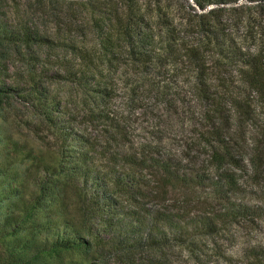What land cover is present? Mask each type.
Segmentation results:
<instances>
[{
	"label": "trees",
	"instance_id": "trees-1",
	"mask_svg": "<svg viewBox=\"0 0 264 264\" xmlns=\"http://www.w3.org/2000/svg\"><path fill=\"white\" fill-rule=\"evenodd\" d=\"M247 2L253 6L242 0L88 2L95 48L65 44L75 60L64 56L58 62L69 80L96 93L87 104L88 121L107 127L114 119L104 104L107 88L100 80L91 83V77L103 78L104 68L115 73L130 62L142 74L172 73L182 88L179 95L185 87L199 105L192 109L198 136L185 154L202 144L207 157L199 162L188 155L130 150L124 147L126 132L117 126L98 137L51 120L61 140L60 158L46 170L57 165L59 173H51L38 197L26 199L19 169L0 166V241L14 236L7 249L16 261L38 264L42 251L85 249L91 262L93 247L116 242L112 248H154L172 240L203 264L199 238L264 218V0ZM17 39L31 48L46 43L39 30L15 32L0 24L1 45ZM98 159L106 160V169ZM67 189L78 198L76 210L52 217L48 204ZM249 195H257V202ZM152 201L160 207L152 209ZM241 254L247 264H264L262 242L250 240ZM218 255L224 264L234 263L230 255ZM5 259L0 255L3 264H12Z\"/></svg>",
	"mask_w": 264,
	"mask_h": 264
},
{
	"label": "rangeland",
	"instance_id": "rangeland-1",
	"mask_svg": "<svg viewBox=\"0 0 264 264\" xmlns=\"http://www.w3.org/2000/svg\"><path fill=\"white\" fill-rule=\"evenodd\" d=\"M89 1L0 0V24L8 25L15 32L27 28L33 32L39 30L46 40L44 45L36 44L32 48L19 39L0 44V166L9 170L17 168L23 173V191L28 200L40 195L43 185L53 176L51 173L55 176L59 173L57 165L55 171L46 170L60 158L58 147L61 140L58 130L49 127L51 120L76 133L85 132L98 137H104L105 128L107 132H115L117 126L126 132L125 138L129 143L124 142V147L130 150L132 146L133 150L164 151L176 158L188 155V159L199 162L205 158L204 155L207 157L202 144H193L192 151L185 154L189 150L185 149L186 146L198 136L194 128L199 127L194 125L192 109L198 110L199 105L189 92L185 94V87L184 93L179 95L182 88L178 87V80L172 79V73L157 74L158 71L153 70L142 74L129 62L128 65L122 64L115 73L104 68L103 78L101 74L90 75L91 83L100 80L107 88L104 104L112 110L114 119L108 122L111 125L106 124L107 127L103 122L94 124L88 121L87 104L93 103L92 94L96 93L82 87L77 80H69L58 62L64 56L74 59L70 48H95L97 33L91 21L93 14L89 10ZM242 2L248 3L247 0ZM248 4L253 6V3ZM65 44H71L70 48L67 49ZM49 59L53 61H47ZM45 110L48 113H44ZM72 144L79 146L78 140ZM97 165L106 169L108 164L106 160L98 159ZM251 188H254L250 189L251 192L256 190L254 186ZM67 190L61 193L54 205L48 204L50 212L53 209L52 217L73 214L76 210L78 198L72 190ZM248 200L257 202V195H249ZM158 202L152 201L149 206L159 208L161 202ZM199 209L200 205L194 208ZM13 237L0 241V255L7 258V263L20 264L7 249ZM198 240L204 249L203 264H224L218 255L222 253L233 257V264H247L242 258V248L250 240L264 244V218L242 226L226 227L211 237ZM115 244L113 242L110 248L105 249L93 247L91 262L85 259V249L42 251L37 262L196 264L189 252L172 240L164 247L130 250L123 245L112 248ZM3 261L0 260V264Z\"/></svg>",
	"mask_w": 264,
	"mask_h": 264
}]
</instances>
